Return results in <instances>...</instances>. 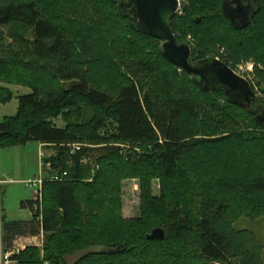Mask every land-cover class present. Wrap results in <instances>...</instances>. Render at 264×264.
<instances>
[{"label": "trees", "instance_id": "obj_1", "mask_svg": "<svg viewBox=\"0 0 264 264\" xmlns=\"http://www.w3.org/2000/svg\"><path fill=\"white\" fill-rule=\"evenodd\" d=\"M222 1L185 0L173 31L193 65L253 60L250 83L264 94V0H250L257 13L243 29ZM78 2L75 17L58 0H0V82L32 90L16 116L0 120V148L56 149L42 161V200L22 203L32 218L2 216L3 249L43 235V248L27 246L17 264H68L93 249L74 264H264L256 234L234 227L264 217V100L241 106L204 91L163 57L161 41L137 30L125 0ZM12 98L0 86V103ZM130 179L141 184V216L124 219L121 183ZM158 228L165 239H149Z\"/></svg>", "mask_w": 264, "mask_h": 264}, {"label": "rangeland", "instance_id": "obj_2", "mask_svg": "<svg viewBox=\"0 0 264 264\" xmlns=\"http://www.w3.org/2000/svg\"><path fill=\"white\" fill-rule=\"evenodd\" d=\"M74 4L67 5V9L73 10L72 14L75 17H79V5L78 0H73ZM184 1V0H182ZM61 4V14L66 13L67 11L63 6H66V3L63 0H58ZM182 10V9H181ZM57 11L56 13H58ZM76 14V15H75ZM184 12L180 11L179 15H183ZM79 22V21H78ZM78 24V23H77ZM75 23L70 25L75 27ZM4 31V29L2 30ZM6 33V38H4L7 44H12V40L8 37V31ZM191 40V39H190ZM162 44V42H161ZM158 45H160L158 43ZM191 45L194 47V42L191 41ZM226 53L224 48H221L220 55ZM220 57V56H219ZM221 58V57H220ZM219 58V59H220ZM218 59V58H217ZM255 62L253 60L240 62L237 65L233 66V69L242 74L241 70L251 67ZM247 80L251 82H256L255 68L247 70L243 75ZM0 86L8 87L13 92V98L10 102L6 104L0 103V120H4L6 117H14L18 113L20 96L28 95L32 90L23 85H9L4 82H0ZM257 98L264 100V94H262L258 88H256ZM56 125L64 128L65 123L61 120L56 121ZM223 134L218 133L216 136ZM209 135V134H208ZM74 148L76 145H70ZM84 147L89 145H82ZM124 147V146H123ZM56 154V149L54 147H40L37 142H30L24 146H17L12 148H0V180L5 182L0 183V239L1 237V220L2 216L6 218L7 221H28L32 218V213L30 209L23 208L22 203L28 200H31L34 197V191L31 189L26 182L29 179L37 178L42 172V161L45 158H49ZM12 180V181H10ZM153 192L154 195L160 196V182L158 180L153 181ZM120 203L119 214L124 219H134L141 216V206H142V192L141 184L139 180H125L121 183V192H120ZM235 229L237 230H249L256 234L258 239L264 245V217L258 219H249L242 217L235 224ZM21 239V240H20ZM19 244L23 246H38L43 248L45 238L43 235L37 237H25L20 238ZM2 248L4 246L2 245ZM96 251V249L89 250L85 253H78L72 257L67 258L68 264H74L78 259L83 255Z\"/></svg>", "mask_w": 264, "mask_h": 264}, {"label": "water", "instance_id": "obj_3", "mask_svg": "<svg viewBox=\"0 0 264 264\" xmlns=\"http://www.w3.org/2000/svg\"><path fill=\"white\" fill-rule=\"evenodd\" d=\"M232 7L227 0L222 9L231 24L237 29L246 28L257 13L254 3L245 5L241 0H232ZM124 6H131L129 15L135 22L137 30L162 42L163 57L181 70L195 77L204 91H220L227 99L241 106L252 105L256 98L249 80L238 75L231 67L219 59H211L193 65L192 49L188 44L180 43L173 28L172 21L183 9L181 0H125ZM257 120L264 125V114ZM163 229H155L149 236L151 240H164Z\"/></svg>", "mask_w": 264, "mask_h": 264}, {"label": "built area", "instance_id": "obj_4", "mask_svg": "<svg viewBox=\"0 0 264 264\" xmlns=\"http://www.w3.org/2000/svg\"><path fill=\"white\" fill-rule=\"evenodd\" d=\"M249 69H254V65L251 67H247L244 70H241L242 74L235 71L238 75L244 77V73L249 70ZM245 78V77H244ZM47 169H50V164L46 166ZM67 176V173H64L62 175L60 174H52L50 180L51 181H62L64 177ZM45 173L41 172V174L37 178H33L31 180H28L26 184L33 189L34 191V199L35 200H42V195H43V187H44V182H45ZM21 240V239H20ZM20 240H17L13 246L12 249L5 251L2 248V240L0 239V264H17V261L13 259L14 256L19 255V253L24 250L26 246H23L19 244ZM49 264V263H46Z\"/></svg>", "mask_w": 264, "mask_h": 264}, {"label": "flooded vegetation", "instance_id": "obj_5", "mask_svg": "<svg viewBox=\"0 0 264 264\" xmlns=\"http://www.w3.org/2000/svg\"><path fill=\"white\" fill-rule=\"evenodd\" d=\"M181 1H182V0H181ZM184 1H185V0H184ZM223 1H224V0H223ZM223 1H222V5H223ZM227 1H228V3H229L232 7H235V5H232V4H231V1H232V0H227ZM241 1H242V3L245 4V5H249V4H252V3H253V2L250 1V0H248L247 2H245L244 0H241ZM255 8L257 9V6H255ZM180 11H183V9H182V10L180 9V10L178 11V15H179Z\"/></svg>", "mask_w": 264, "mask_h": 264}, {"label": "crops", "instance_id": "obj_6", "mask_svg": "<svg viewBox=\"0 0 264 264\" xmlns=\"http://www.w3.org/2000/svg\"><path fill=\"white\" fill-rule=\"evenodd\" d=\"M39 145H40L41 148H43V146H44V145H42V144H39ZM34 178H35V177H34ZM29 180H31V179H29ZM10 181H12V180H10ZM2 182H5V181H4V180H0V183H2ZM32 199H33V198H32Z\"/></svg>", "mask_w": 264, "mask_h": 264}]
</instances>
